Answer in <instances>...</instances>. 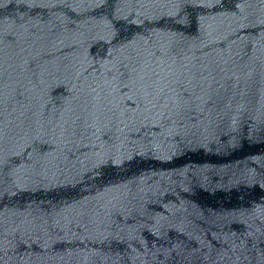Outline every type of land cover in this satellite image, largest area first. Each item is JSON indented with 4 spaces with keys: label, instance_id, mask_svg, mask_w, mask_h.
Masks as SVG:
<instances>
[{
    "label": "water",
    "instance_id": "1",
    "mask_svg": "<svg viewBox=\"0 0 264 264\" xmlns=\"http://www.w3.org/2000/svg\"><path fill=\"white\" fill-rule=\"evenodd\" d=\"M144 0H0V140Z\"/></svg>",
    "mask_w": 264,
    "mask_h": 264
}]
</instances>
